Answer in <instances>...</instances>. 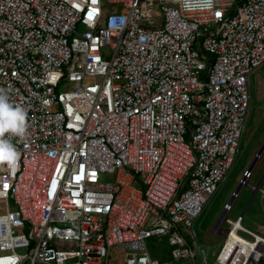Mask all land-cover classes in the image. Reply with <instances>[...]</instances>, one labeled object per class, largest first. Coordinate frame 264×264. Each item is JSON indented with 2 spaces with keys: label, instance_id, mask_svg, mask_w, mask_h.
<instances>
[{
  "label": "built area",
  "instance_id": "2783aa9c",
  "mask_svg": "<svg viewBox=\"0 0 264 264\" xmlns=\"http://www.w3.org/2000/svg\"><path fill=\"white\" fill-rule=\"evenodd\" d=\"M263 65L264 0H0V88L27 114L16 164L0 162V264H110L112 248L159 264L144 242L160 238L176 260L261 264L264 224L228 214L243 186L264 205V176L241 174L211 263L194 224Z\"/></svg>",
  "mask_w": 264,
  "mask_h": 264
},
{
  "label": "rangeland",
  "instance_id": "374dc122",
  "mask_svg": "<svg viewBox=\"0 0 264 264\" xmlns=\"http://www.w3.org/2000/svg\"><path fill=\"white\" fill-rule=\"evenodd\" d=\"M110 55V50L108 48L105 49L103 56L109 58ZM206 74L207 70L203 71L201 78L204 79ZM249 94L248 117L240 139L238 154L226 180L204 207L203 213L194 224L200 249L203 251L206 247L208 250L206 254L205 252L202 254L204 258L209 259L208 263H211L213 260L211 250L223 240L220 237L222 236L220 232H211L212 227L221 214L223 205L230 200L231 194L238 187L241 174L248 170L254 162L256 155L264 146V65L251 74L249 78ZM251 175L248 183L257 186L264 176V148L259 158L253 164ZM251 199L252 191L248 186H243L239 190L238 198L232 204V211L228 214V217L234 220L237 216L244 213L243 226L254 232H258V227L264 224L259 193L254 196L249 204ZM22 228H16L15 234L23 233L21 232ZM242 236L247 238L245 235ZM144 245L149 257L155 259L159 264H195V261L197 264H201V258L198 254L195 261L192 258L174 259L165 238L148 239L145 240ZM124 254V250L118 251L116 248H112L110 250V264H123ZM261 264H264V258Z\"/></svg>",
  "mask_w": 264,
  "mask_h": 264
},
{
  "label": "clouds",
  "instance_id": "9594fccd",
  "mask_svg": "<svg viewBox=\"0 0 264 264\" xmlns=\"http://www.w3.org/2000/svg\"><path fill=\"white\" fill-rule=\"evenodd\" d=\"M26 130V112L11 102L9 90L0 88V162L10 167L16 164L18 153L11 140L25 137Z\"/></svg>",
  "mask_w": 264,
  "mask_h": 264
},
{
  "label": "water",
  "instance_id": "95a60500",
  "mask_svg": "<svg viewBox=\"0 0 264 264\" xmlns=\"http://www.w3.org/2000/svg\"><path fill=\"white\" fill-rule=\"evenodd\" d=\"M264 148V146L262 147V149ZM262 149L258 152V154L256 155L254 162L252 163V165H250V167L248 168V172H250L252 170L253 164L255 163L256 159L258 158V156L261 154ZM238 191V190H237Z\"/></svg>",
  "mask_w": 264,
  "mask_h": 264
},
{
  "label": "bare ground",
  "instance_id": "6f19581e",
  "mask_svg": "<svg viewBox=\"0 0 264 264\" xmlns=\"http://www.w3.org/2000/svg\"><path fill=\"white\" fill-rule=\"evenodd\" d=\"M232 236H234L233 238L235 239V240H237V236L234 234V233H232ZM229 245H231V242L229 241V243H228Z\"/></svg>",
  "mask_w": 264,
  "mask_h": 264
},
{
  "label": "crops",
  "instance_id": "0c3cea01",
  "mask_svg": "<svg viewBox=\"0 0 264 264\" xmlns=\"http://www.w3.org/2000/svg\"><path fill=\"white\" fill-rule=\"evenodd\" d=\"M263 206H264V205L261 204V209H262ZM245 211H246V210H245ZM243 221H244V219H243Z\"/></svg>",
  "mask_w": 264,
  "mask_h": 264
}]
</instances>
